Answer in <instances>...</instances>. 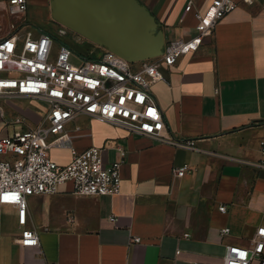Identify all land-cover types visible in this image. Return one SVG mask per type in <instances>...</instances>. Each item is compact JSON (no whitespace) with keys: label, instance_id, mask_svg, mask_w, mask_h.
Returning <instances> with one entry per match:
<instances>
[{"label":"crops","instance_id":"1","mask_svg":"<svg viewBox=\"0 0 264 264\" xmlns=\"http://www.w3.org/2000/svg\"><path fill=\"white\" fill-rule=\"evenodd\" d=\"M50 1L26 0L25 15L29 2L47 12L33 15L35 34L95 44L53 20ZM113 1L122 19L132 14L166 43L190 37L195 13L212 0H191L187 12L190 0ZM233 1L196 52L159 67L164 79L150 90L163 114V141L83 115L66 124L72 147H99L105 165L121 160L123 149L120 193L75 195L66 182L55 194L29 195L24 224L14 206L0 205V264H222L227 245L249 243L264 224V0ZM174 138L196 143L187 149ZM49 156L64 165L71 149L51 148ZM24 230L36 232L39 245L21 244Z\"/></svg>","mask_w":264,"mask_h":264},{"label":"built area","instance_id":"2","mask_svg":"<svg viewBox=\"0 0 264 264\" xmlns=\"http://www.w3.org/2000/svg\"><path fill=\"white\" fill-rule=\"evenodd\" d=\"M251 3L252 0H242ZM11 17L24 14L26 0H6ZM237 6L233 0H212L203 11L195 13L194 33L188 38L164 42L159 56L130 62L104 47L98 56L79 58L74 62L72 46L63 40L57 44L46 32L35 34L25 21L3 23L0 13V99H34L47 105L45 113L33 126L13 130L0 137V205H12L18 222L26 220L29 195H52L59 186L72 183V193L80 196H113L120 193L121 160L104 164L101 149L89 146L76 151L66 124L79 115L123 128L132 134L163 141L164 118L150 87L163 80L162 65L173 66L181 56L196 52L203 39L212 34L215 25ZM192 7L188 1L187 12ZM103 47V46H102ZM14 122H23L17 117ZM77 129V128H76ZM187 149L195 139H172ZM68 147L71 160L64 165L49 156L51 148ZM264 167V134L259 139ZM185 165L175 168L183 176ZM225 212L224 205L218 206ZM223 228L222 232H227ZM140 242V237H133ZM20 243L39 245L34 231L24 230ZM222 264H264V224L257 226L247 245L229 244Z\"/></svg>","mask_w":264,"mask_h":264},{"label":"water","instance_id":"3","mask_svg":"<svg viewBox=\"0 0 264 264\" xmlns=\"http://www.w3.org/2000/svg\"><path fill=\"white\" fill-rule=\"evenodd\" d=\"M50 10L59 24L130 62L162 53V34H155L151 26L138 27L132 14L122 19L113 0H51Z\"/></svg>","mask_w":264,"mask_h":264},{"label":"rangeland","instance_id":"4","mask_svg":"<svg viewBox=\"0 0 264 264\" xmlns=\"http://www.w3.org/2000/svg\"><path fill=\"white\" fill-rule=\"evenodd\" d=\"M0 13H5L3 18L4 25L8 28L10 21H15L17 24L25 21L29 24V27L36 26L37 23L33 19V15L39 17H45L47 12L46 9L38 4L28 3L26 15L19 14L15 17H11L7 12L6 0H0ZM1 27V25H0ZM68 36L67 33H64ZM54 41L58 44L60 39L54 37ZM73 41L72 50L74 62H78L79 58H87L92 56H98L105 49L102 46L87 42L86 39L82 41L71 39ZM47 105L44 102L34 99H23V98H1L0 99V137L5 136L7 133L11 134L13 130H23L27 124L30 123L32 126L36 124L41 115L46 111ZM40 116L39 120L35 118ZM19 117L23 122L16 123L14 120Z\"/></svg>","mask_w":264,"mask_h":264}]
</instances>
